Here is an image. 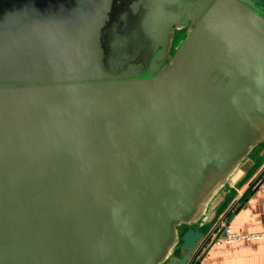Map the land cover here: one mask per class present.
<instances>
[{"label":"water","instance_id":"water-1","mask_svg":"<svg viewBox=\"0 0 264 264\" xmlns=\"http://www.w3.org/2000/svg\"><path fill=\"white\" fill-rule=\"evenodd\" d=\"M262 144L264 0H0V264H201Z\"/></svg>","mask_w":264,"mask_h":264},{"label":"crops","instance_id":"crops-1","mask_svg":"<svg viewBox=\"0 0 264 264\" xmlns=\"http://www.w3.org/2000/svg\"><path fill=\"white\" fill-rule=\"evenodd\" d=\"M252 157L254 172L241 186L231 184L232 202L220 218L221 227L225 223L242 237L233 242H215L201 264H264V144L254 150ZM221 227L209 234L196 259ZM256 234L260 236L251 237Z\"/></svg>","mask_w":264,"mask_h":264},{"label":"built area","instance_id":"built-area-1","mask_svg":"<svg viewBox=\"0 0 264 264\" xmlns=\"http://www.w3.org/2000/svg\"><path fill=\"white\" fill-rule=\"evenodd\" d=\"M220 225L221 227V222L220 220L218 221L217 227ZM222 227H224L222 236H220L216 242H221V241H225V242H233L235 240H239L242 235L239 233H236L234 231L231 230V228L229 227V225L222 223ZM216 230V228L214 229V231ZM259 234L256 235H252L251 237H259Z\"/></svg>","mask_w":264,"mask_h":264},{"label":"flooded vegetation","instance_id":"flooded-vegetation-1","mask_svg":"<svg viewBox=\"0 0 264 264\" xmlns=\"http://www.w3.org/2000/svg\"><path fill=\"white\" fill-rule=\"evenodd\" d=\"M182 36H184V33L182 34Z\"/></svg>","mask_w":264,"mask_h":264}]
</instances>
